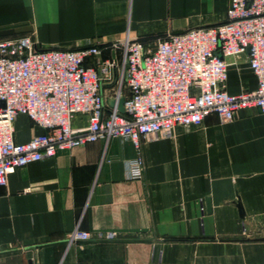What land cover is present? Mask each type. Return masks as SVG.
<instances>
[{"label":"crops","instance_id":"1","mask_svg":"<svg viewBox=\"0 0 264 264\" xmlns=\"http://www.w3.org/2000/svg\"><path fill=\"white\" fill-rule=\"evenodd\" d=\"M227 6L0 0V32L17 29L12 36L28 35L41 48L127 36L153 48L167 34L224 21ZM225 61L228 93L256 88L246 54ZM114 87V79L101 83L108 107ZM72 123L83 128L87 118ZM42 132L26 116L14 121L17 143ZM138 157L142 177L131 179L127 163ZM75 228L92 238L69 243ZM0 264H264V115L249 108L221 123L210 114L200 125L151 135L138 150L112 138L15 169L0 186Z\"/></svg>","mask_w":264,"mask_h":264},{"label":"built area","instance_id":"2","mask_svg":"<svg viewBox=\"0 0 264 264\" xmlns=\"http://www.w3.org/2000/svg\"><path fill=\"white\" fill-rule=\"evenodd\" d=\"M109 51L110 57L102 58ZM247 55L253 90L226 91L228 56ZM114 79L108 107L101 91ZM264 115V0H228L224 21L167 34L155 46L125 37L102 44L89 40L72 48L38 47L28 35L0 38V186L17 168L50 159L59 151L120 138L140 149L151 135H170L175 126H197L210 114L231 122L242 110ZM26 116L43 130L25 143L14 141V121ZM87 118L83 128L75 116ZM128 177H142L138 157ZM114 234L98 233L99 240ZM92 238L75 228L67 241Z\"/></svg>","mask_w":264,"mask_h":264},{"label":"water","instance_id":"3","mask_svg":"<svg viewBox=\"0 0 264 264\" xmlns=\"http://www.w3.org/2000/svg\"><path fill=\"white\" fill-rule=\"evenodd\" d=\"M19 33V31L17 30V29H12V30H7V31H3V32H0V38H3V37H8V36H12V35H16V34H18ZM180 33H182V31H178V32H174V33H172V34H180ZM123 98H119L118 100H117V102H115V101H111L110 102V106L111 107H113L114 105H116V107H117V110L120 112V113H123L124 112V109H123ZM207 204H208V202H207ZM209 209V208H208Z\"/></svg>","mask_w":264,"mask_h":264},{"label":"rangeland","instance_id":"4","mask_svg":"<svg viewBox=\"0 0 264 264\" xmlns=\"http://www.w3.org/2000/svg\"><path fill=\"white\" fill-rule=\"evenodd\" d=\"M149 47V46H148Z\"/></svg>","mask_w":264,"mask_h":264}]
</instances>
